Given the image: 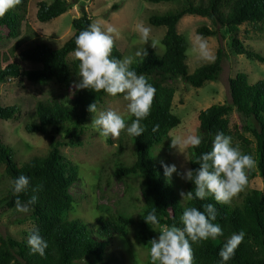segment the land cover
I'll list each match as a JSON object with an SVG mask.
<instances>
[{
  "label": "trees",
  "instance_id": "1",
  "mask_svg": "<svg viewBox=\"0 0 264 264\" xmlns=\"http://www.w3.org/2000/svg\"><path fill=\"white\" fill-rule=\"evenodd\" d=\"M22 0L15 8L0 18V40L3 34L11 39H19V44L31 38L34 32L24 34L23 25L26 21L28 3ZM152 4L182 2L179 9L154 14L149 23L155 27H165L162 39L165 48L163 54L146 49L147 55L131 65L137 75H143L156 89L150 115L141 125L145 128L135 142L136 160L131 165L120 163L115 173L119 178L141 175L143 178L142 197L143 209L134 217L128 213H110L97 218L98 229L83 223L80 219H70L75 198L72 187L79 181L78 166L62 154L61 148L81 145L84 127L93 115L87 111L88 105L95 102L97 109L107 95L103 91L77 90L73 85L79 81L77 75L78 61L72 66L68 60L75 49V38L93 23V19L83 12L72 22L74 34L59 48L53 49L45 42H36L19 51L23 62L39 64L41 68L24 70L16 62H4L7 54H0V83L12 79H28L34 83L57 85L70 89L75 88L72 99L60 97L40 101L36 105V121L26 126L29 133H40L50 140V149L45 156H36L19 165L11 146L4 143L0 135V165L10 180L23 174L30 178L27 192L20 194L19 199L26 202L32 195V189L42 185L35 205L30 206L29 214L34 219V227L47 241L48 247L44 257L31 254L26 237L19 240L13 236L0 237V264H83L93 259L94 264L103 263L107 248L114 238L122 235L129 239L133 236L138 245L145 248L147 258L145 264H151L149 249L150 241L158 238L159 232L145 222L144 217L155 209L160 227L176 225L182 227L180 216L186 207H196L204 211V205L213 204L217 218L213 223L219 224L224 235L216 240L209 239L201 244H192L193 264H221L219 251L227 238L240 231L245 232L243 242L238 246L235 255L226 264H264V191L252 189L244 195L239 206L222 205L211 196L205 200L193 199L182 203L173 186L161 178L164 169L152 156L153 148L166 141L167 152L171 150L169 133L181 124V120L172 113L175 88L170 82L181 78L195 88H201L207 82L218 81L223 69L224 50L219 48L215 60L202 65L190 73L188 60V43L178 32V24L187 15L207 18L215 26L226 29L229 36L230 52L234 55H245L248 59L264 64V54L245 45L240 39V27L244 24L256 25L264 23V0H144ZM72 6L67 0H54L51 3L42 1L38 5L37 20L48 23L64 15ZM120 9L119 4L113 5V11ZM198 35L214 37L218 30L202 26ZM29 34V35H28ZM28 35V36H26ZM35 36H33L34 38ZM32 38V39H33ZM22 41V42H21ZM123 59L122 52L114 43L111 57ZM6 63V64H5ZM3 64L5 66H3ZM231 102L215 104L202 110L199 114L197 135L201 136L199 148L189 146L191 169L199 167L196 160L202 153L211 151L213 141L218 133L242 140L248 154V140L240 134L239 126L231 127V115L236 112L244 122L243 129L256 139V162L258 174L264 177V80L250 83L246 73H238L229 79ZM121 95V94H120ZM17 106H3L0 102V121H12L19 115ZM135 117L126 121L130 125ZM158 125L157 131L153 127ZM64 140L61 141L58 137ZM247 170L248 177L254 174ZM195 175V173H194ZM194 184L187 181V192L194 193ZM16 196L10 187L3 203L15 208ZM17 211V210H16ZM18 212V211H17Z\"/></svg>",
  "mask_w": 264,
  "mask_h": 264
},
{
  "label": "rangeland",
  "instance_id": "2",
  "mask_svg": "<svg viewBox=\"0 0 264 264\" xmlns=\"http://www.w3.org/2000/svg\"><path fill=\"white\" fill-rule=\"evenodd\" d=\"M45 1L51 3L54 0H30L26 21L23 25L24 34L34 32L31 38L25 41L11 39L3 34L0 40V54H7L10 62H18L24 70L41 68L39 64L23 62L19 58V51L27 46H33L36 42H45L51 48L61 47L73 34L72 22L75 18L86 12L93 22H99L102 30L111 26L116 29L114 43L122 52L123 58L132 57L135 64L143 55L144 50L151 49L163 54L165 48L162 39L166 33L165 27H155L149 23V17L154 14H162L166 11L179 9L182 2L152 4L144 0H67L72 6L68 12L48 23H40L37 20L38 5ZM119 4L120 9L113 11V5ZM143 24L150 29V37L147 43H143L136 26ZM206 26L218 30L214 37H203L198 35V28ZM178 32L182 34L188 43V60L190 73H193L202 65L215 60L219 48L224 50L223 69L218 81L207 82L201 88H195L184 82L181 78L170 82L175 88L172 113L176 115L181 124L169 133L171 140L176 139L183 142L188 136L197 135L199 128V114L215 104H226L231 102L229 93V79L238 73H246L250 83L264 80V64L248 59L245 55H233L229 48V36L226 29L215 26L211 20L193 15H187L178 24ZM29 35V34H28ZM26 35V36H28ZM33 36H35L33 38ZM202 37L207 42L208 50L213 59L205 60L199 53L196 37ZM240 39L246 46L264 54V23L256 25L244 24L240 27ZM33 38V39H32ZM155 42L156 47H152ZM140 52L141 55H137ZM74 66L76 60L72 55L68 58ZM6 64V63H5ZM3 66H5L3 64ZM75 88L66 89L55 82L47 84L34 83L28 79H12L0 83V102L3 106H17L19 115L12 121H0V135L5 144L12 147L15 160L19 165L36 156H45L50 149V140L40 133H29L26 126L36 120V105L40 101L52 100L56 97L72 99ZM127 101L123 94L116 97L106 95L100 102L97 113L93 114L81 136V145L61 148V152L78 166L79 181L72 187L71 193L75 198L72 210L69 212L70 219H80L87 225L98 229L96 223L100 216L110 213L121 212L138 217L143 209L141 175L129 178L117 177L115 170L120 163L131 165L136 160L135 142L133 137L122 131L117 139L101 137L91 124L92 117L100 111L112 109L117 111L125 121L131 116L127 112ZM231 127L239 126V133L249 142L248 154L255 161L250 172L254 177H248L247 186L236 196L228 206H239L242 204L244 195L249 190L257 189L264 191V177L258 174L256 158V139L251 133L243 129L244 122L234 112L231 115ZM59 140L64 139L59 136ZM233 146L238 145L241 152L246 154L242 140L237 136L232 137ZM166 141L157 144L152 150L154 160L162 166L161 162L175 164L178 172L190 168L189 146L181 143L180 148L166 149ZM5 165H0V237L13 236L19 240L26 237L35 223L33 217L27 213H20L9 209L3 199L7 196L11 187V180L5 171ZM162 179L167 180L175 189L181 202L184 204L188 199L182 200L180 192L187 193V181L177 173L171 178H166L164 171L160 172ZM215 200V199H214ZM216 202V201H215ZM147 252L145 248L136 243L133 236L129 239L118 235L107 248L106 259L102 264H145ZM83 264H94L93 259H87ZM101 264V263H99Z\"/></svg>",
  "mask_w": 264,
  "mask_h": 264
},
{
  "label": "clouds",
  "instance_id": "3",
  "mask_svg": "<svg viewBox=\"0 0 264 264\" xmlns=\"http://www.w3.org/2000/svg\"><path fill=\"white\" fill-rule=\"evenodd\" d=\"M22 0H0V18L18 6ZM136 31L140 34L143 43H147L150 37V29L143 24L136 26ZM116 29L107 27L102 30L99 22L91 23L87 29L81 31L75 38V49L71 53L74 60L78 61V82H74L77 90L88 89L95 93L103 91L110 97L123 94L127 101V112L135 117L130 125L115 110L108 109L100 111L98 115L92 117V126L101 137L117 139L122 131H126L128 136L139 137L145 128L141 121L145 120L151 113L156 89L148 82L145 76L137 75L131 68L132 57L123 59H113L111 57L114 47V35ZM196 42L199 53L205 60L213 59L208 45L202 37L197 36ZM155 48V42H152ZM137 55H141L137 52ZM143 55H147L144 50ZM91 114L97 113L95 102L87 107ZM158 125L153 127V132L157 131ZM199 135L188 136L186 140H171L170 147L179 149L181 143L191 148H199L202 143ZM199 167L195 170L185 168L183 172H178L175 164L168 165L161 162L166 178H171L173 173H177L186 181L194 184V193L181 191L182 200L199 199L205 200L212 197L218 204L227 205L245 189L248 183L247 170H251L255 161L250 154L241 152L238 145L233 146L232 137L222 132L215 136L212 149L202 153L196 160ZM195 173V175H194ZM13 194L17 197L15 208L18 212L27 214L31 211L32 205L38 200V193L42 190V185L32 189L33 195L26 201L19 199L20 194L27 192L30 178L21 174L11 182ZM217 218V211L213 204L204 205V211L196 207H186L180 216L182 227L176 225L160 227V222L155 214V209L148 212L144 217L154 231L159 232L158 238L150 241L149 256L151 264H193L194 255L192 244H201L204 241L216 240L224 235L222 227L213 223ZM244 231L232 234L226 239L219 251L221 264H226L232 259L238 246L243 242ZM27 244L31 254H39L44 257L48 247L47 241L40 235L38 228H33L27 238Z\"/></svg>",
  "mask_w": 264,
  "mask_h": 264
}]
</instances>
